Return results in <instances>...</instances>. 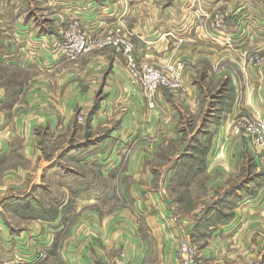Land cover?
<instances>
[{
    "label": "crops",
    "instance_id": "crops-1",
    "mask_svg": "<svg viewBox=\"0 0 264 264\" xmlns=\"http://www.w3.org/2000/svg\"><path fill=\"white\" fill-rule=\"evenodd\" d=\"M47 7L52 13L46 23L38 17L18 16L9 33L18 49L9 55L0 52V62L13 56L12 66L39 74L24 84L19 95L12 96L0 82V157L14 153L19 145L18 154L38 168L42 150L35 129L49 124L53 131H66L75 120L79 135L88 131L89 136L79 145L65 147L64 155L95 172L62 166L61 175L56 171L61 168L58 162L45 165L57 175L64 192L58 196L48 191L49 218L37 211L24 228L12 225L0 206V264L29 258L35 247L56 256L39 264H117L119 260L180 264L179 244L183 238L193 242L196 230L209 236L208 246L200 251L203 264H219L230 243L239 253L238 264H258L264 256V177L253 178L245 188L229 194L225 211L213 207L199 213L200 204L193 217L182 213L163 188L171 182L186 187L195 176V186L207 189L201 197L205 199L195 197L200 203L225 183L226 172L239 166L248 147L233 142L239 141L232 131L233 119L264 118V67L244 62L242 56L244 50L264 44V0H47ZM196 9L209 14L217 9L231 11L227 28L213 30L204 17H197ZM122 20L131 28L139 61L185 62L187 97L160 91L155 108H150L127 75L123 59L111 53L108 62L101 60L100 52L92 53L81 68L85 76L66 68L67 60L57 51L62 23L73 21L90 35L100 36ZM24 45L30 51L19 48ZM60 71L62 78L43 81L42 77ZM223 77L234 90L225 115L219 120L199 118L193 132L185 130L182 123L188 115L201 113L203 78ZM77 106L86 113L94 107L88 126L76 119ZM194 134L195 147L179 145L180 150L192 149L194 159L189 155L187 162L182 158L161 165L160 155L174 152L165 149L172 140ZM200 174L202 178L197 177ZM13 196H20L10 205L18 214L20 198L26 195ZM36 198L30 196L32 204ZM86 230L95 239L88 240L83 235ZM25 251L28 255L20 256Z\"/></svg>",
    "mask_w": 264,
    "mask_h": 264
},
{
    "label": "rangeland",
    "instance_id": "rangeland-1",
    "mask_svg": "<svg viewBox=\"0 0 264 264\" xmlns=\"http://www.w3.org/2000/svg\"><path fill=\"white\" fill-rule=\"evenodd\" d=\"M217 1V0H216ZM236 1V0H232ZM255 3V0H252ZM197 17L201 18L204 17L205 21L208 22L209 26L211 27L212 22L217 20L218 18L225 19V28H227L228 19L227 13L231 12L228 10L223 11L221 9L215 10L213 13H205L209 14L210 17H206L203 15V11L196 9L193 11ZM52 12L49 11L47 7V0H0V52L4 55H9V52L15 51L18 47L15 46L14 40L12 36H10V26L14 25L18 16L21 14L29 15V17L33 16L34 18L38 17L40 21H44L45 23L48 21V17ZM261 16V15H260ZM259 16V17H260ZM252 18V17H251ZM256 20L257 18H252ZM260 29V28H259ZM264 32V27L262 28ZM85 33V34H84ZM59 34L61 40H76V37L79 36H86L90 42L89 49L85 52H82L75 57H69L67 60L66 68L68 70L79 73V76H85L83 69L84 61L94 52H100L102 54L101 60L102 61H110L111 56L107 53H111V55H118L123 59L125 70L127 75L129 76L130 80L138 87V91L143 93V95L147 98L145 91L140 86V81L134 80L131 72V65L128 61V55L125 52V46L123 41H130L134 44L133 41V33L131 28H129L128 24L122 20L119 21V24L116 26H111L107 30L103 32L100 36H92L84 29L81 31L79 29V25L75 22L67 21L62 23L59 27ZM264 45V44H263ZM261 45L259 47L249 48L248 50H244L242 56L244 58V62L252 63L254 65H259L264 67V46ZM135 47V44H134ZM26 51H30L29 45H24L23 47ZM20 50V49H19ZM25 51V53H26ZM104 52V56L103 55ZM27 54V53H26ZM135 54V53H134ZM26 56V55H24ZM28 57V56H27ZM5 63L0 62V82L5 85L9 93L13 96L14 93L17 95L22 93L24 89V84L27 81L33 82L37 79L39 75L35 71H27L24 69H17L15 66H12L13 60L12 57H5ZM136 60V70L142 71L146 64L150 65L151 67H155L161 70L163 67L168 66L169 64H173L181 67L183 69V77H184V70H185V62L183 60L178 59V61L172 62H159V61H143L138 60L135 54ZM107 61V62H108ZM139 71V72H140ZM62 71L55 75L51 76H44L42 77L44 82L47 81H54L55 78H62ZM64 75V74H63ZM142 75V73H141ZM136 82H134V81ZM92 83H101V79L95 81L94 79L90 80ZM203 82L205 84L206 92L202 98V107L201 113L198 116L188 115V119L184 121L183 128L189 129L190 132L195 130V127L198 126L196 122L199 121V118L204 119L205 121L210 120H219L221 115H225L226 112L231 105L234 96V90L232 89L228 80L224 77L221 78L220 81L211 79L210 81L205 80L203 78ZM46 88V87H43ZM187 89V88H186ZM186 89L183 90L177 87H161L160 91H165L171 95H177L179 98L187 97ZM226 92V93H225ZM148 99V98H147ZM149 101V100H148ZM150 107V105H149ZM77 111L75 113L76 119L79 121L85 122L84 124L88 126L87 118L91 117L94 112V107L87 111H82L81 107H76ZM152 108V107H150ZM155 108V107H154ZM224 113V114H223ZM203 115V116H202ZM77 120V121H78ZM244 121V122H257L264 121V118L260 116H254L252 119H247L243 116H238L233 119L231 126H233L236 121ZM66 131L61 130L58 128L57 130H51L49 124H43L38 129H35L36 136H37V145L41 147V160L40 166L44 165L43 168L40 166L32 167L29 166L28 162H25L22 155L18 154L19 152V145L16 146L15 152L6 156L0 157V206L3 208L4 213L9 220V222L14 225L15 227H26L28 223L33 222L31 219L33 215H35L38 211L40 215H45V218H49V212L46 209L49 205H51V201H49L48 191L55 192L56 195H61L64 191L62 190L61 184L57 181V175L55 176L53 172H48L47 167L45 165L49 164L50 162H58L61 168L56 170L63 173V167L66 168L72 167L74 171L83 172V173H93L95 172L94 169L83 168L78 166L74 158L70 159L69 155L65 156L64 150L65 147H68L72 144L79 145L81 141L84 142L86 140V134L89 136V132L87 131L84 134V137L80 136L78 133V127L75 120L70 125ZM60 129V130H59ZM77 131V132H76ZM200 131V130H199ZM201 133V132H200ZM244 130H242V134H234L235 137L239 138V141L235 142L231 138L234 143H238L241 141L243 146L248 148L245 149L243 152V157L241 160L239 159V166L232 167V173H225L227 176V180L223 185L217 186L214 188V191L211 193L212 195L206 200L197 203L195 197H204L207 193V189L203 186H195V176L193 177V181L187 183L186 187L180 186L179 184L174 185L172 182L169 183L166 187H164L163 191L166 193L167 197H169L175 204H177V208L182 213H190V215L195 216V209L196 206L200 205L198 211L199 213L203 211H207L209 208L213 207H221L222 211H225L224 208H227V197L233 191L237 190L238 188H245V186L252 182L253 178L260 179L264 177V160L261 161V157L264 155V145H257L256 143L252 142L249 136L246 134ZM198 135V134H197ZM88 138V137H87ZM195 134L193 137L180 138L179 140H172V142L165 148L168 151L174 150L172 153H168L167 151L163 152L160 155L161 160L169 166L175 161H178L183 158V162H187L188 156L190 155L193 159L195 158V153L192 152L188 147H195ZM236 139V138H235ZM184 142L186 143L187 149L180 150L179 145H183ZM18 149V150H17ZM234 149H236L234 147ZM17 150V151H16ZM159 158V159H160ZM192 159H189V161ZM236 161V158L233 159V163ZM76 162V163H75ZM43 163V164H42ZM258 165V168H257ZM58 169V168H57ZM47 170V171H46ZM194 170H192L193 172ZM195 175V174H194ZM60 177V176H59ZM202 178L203 176L200 174L199 176ZM264 179V178H263ZM37 183H41L37 185ZM26 195V197L20 198L22 204H20L18 214L14 212L11 208L16 199L18 201L19 197L13 195ZM35 195L39 199L40 202L35 199L36 203L32 204V200H30V196ZM205 199V198H201ZM224 201L226 204H224ZM13 203V204H12ZM52 207V206H51ZM192 213V214H191ZM22 215L27 216L23 217ZM216 220V217H213V221ZM26 225V226H25ZM86 234V235H85ZM89 240L95 239V236L88 232L87 230L83 234ZM83 236V237H84ZM208 238L209 236L205 234L203 231L199 232L196 230L195 232V239H193L197 244L193 241L187 240L183 238L179 244L178 250L181 255V263L180 264H203L202 257H201V249H204L208 246ZM28 244H32L33 242L30 241ZM25 247H27V245ZM233 244H229V248L227 252L222 254V260L219 264H238L239 261V253L236 252V247H230ZM215 247V246H213ZM217 248V247H216ZM25 249V248H24ZM232 249L233 253L229 254V250ZM235 250V251H234ZM24 251V250H22ZM214 251V250H212ZM43 252L44 257L39 260L37 263L47 262L48 260H56L55 253H51L49 255L47 249H39L35 247V251L29 253V258L24 257L20 259H36V255L38 253ZM26 256L28 253L23 252L20 256ZM17 261V260H16ZM15 261V262H16ZM123 260H119L118 263ZM14 262V263H15ZM125 262V261H124ZM13 263V264H14ZM117 263V264H118ZM258 264H264V256L261 257V261Z\"/></svg>",
    "mask_w": 264,
    "mask_h": 264
},
{
    "label": "built area",
    "instance_id": "built-area-1",
    "mask_svg": "<svg viewBox=\"0 0 264 264\" xmlns=\"http://www.w3.org/2000/svg\"><path fill=\"white\" fill-rule=\"evenodd\" d=\"M206 17H210L209 14L203 13ZM225 19L218 18L217 20L212 22L211 28L213 30H223L225 29ZM79 29L82 31L83 29L79 26ZM85 34V33H84ZM125 46V52L128 55V61L131 65V74L136 81H140L141 88L145 91L147 98L149 100L150 107L154 108L156 105L155 97L159 92L161 87H177L183 90L186 89L185 81L183 77V69L176 65L169 64L166 67H163L161 70L151 67L146 64L142 71L136 70V58H135V47L134 44L130 41H123ZM90 42L86 36L76 37V40H61L57 45V51L61 53V55L68 59L69 57H75L76 55L85 52L89 49ZM142 73V75H141ZM133 80V81H134ZM134 81V82H136ZM242 130L247 132L246 134L252 140V142L257 145H264V121L257 122H244V121H236V123L232 126V131L234 134H242ZM261 161L264 160L263 157L260 158ZM263 162V161H262ZM38 253V252H37ZM36 259L26 260V259H18L14 264H33L37 263L44 257L43 252L38 253ZM118 264H126L124 261H120Z\"/></svg>",
    "mask_w": 264,
    "mask_h": 264
}]
</instances>
